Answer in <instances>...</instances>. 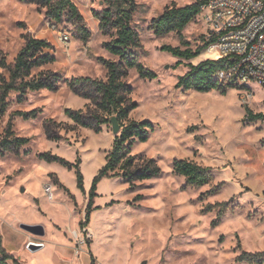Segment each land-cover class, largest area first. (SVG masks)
Here are the masks:
<instances>
[{
  "label": "rangeland",
  "instance_id": "rangeland-1",
  "mask_svg": "<svg viewBox=\"0 0 264 264\" xmlns=\"http://www.w3.org/2000/svg\"><path fill=\"white\" fill-rule=\"evenodd\" d=\"M73 1L80 18L66 11L58 22L46 16L45 6L0 0V52L7 62L14 63L28 36H38L51 43L43 52L56 60L34 68L30 77L41 71L62 76L57 91L27 92L22 103L17 101L19 93L12 91L7 113L0 119L1 141L12 112L43 109L35 119L12 118L15 134L29 141L18 152L6 151L0 156V234L5 249L23 264H49L44 255L50 257L53 248L49 245L31 251L24 247L22 235L42 236L49 242L70 235V227L79 224L84 194L89 200L94 179L115 138L112 123L96 132L76 125L64 109L86 110V105L95 109L89 99L71 91L65 79L91 76L106 80L107 69L99 57L119 62V57L105 48L117 29L111 23L103 28L99 16L108 7L116 12L117 1ZM197 1L133 0L131 25L141 45L131 50L158 76L141 78L132 68L124 77L133 88L131 98L138 103L129 120H149L154 126L145 142L134 143L131 154L139 163L154 159L161 173L134 184L122 176H105L96 183L92 197L96 264H248L237 262L236 255L264 252V87L250 82L254 97L243 104L240 93L245 90L236 86H218L206 92L176 86L188 63L211 59L212 53L207 55L206 48L192 60L180 59L161 49L163 45L185 48L178 33L158 36L150 28L167 6ZM128 4L121 5L131 7ZM203 29L198 15L184 28V39L192 48L203 43ZM84 30L90 32L86 41L82 39ZM63 35L68 40L62 41ZM180 60L183 62L178 65ZM1 73L8 80V70L0 67ZM46 118L59 123L60 139L47 138ZM43 152L61 156L70 164L42 159ZM175 159H191L207 167L212 181L186 186V178L173 172ZM77 170L83 187L78 185ZM46 183L52 184L54 200L44 191ZM212 187H218V192L201 198ZM219 202L228 205L220 215L219 207L203 212L208 203ZM23 218L46 226L44 234L19 229ZM216 219L219 222L213 225ZM238 240L241 248H237ZM81 264L90 261L82 257Z\"/></svg>",
  "mask_w": 264,
  "mask_h": 264
},
{
  "label": "trees",
  "instance_id": "trees-1",
  "mask_svg": "<svg viewBox=\"0 0 264 264\" xmlns=\"http://www.w3.org/2000/svg\"><path fill=\"white\" fill-rule=\"evenodd\" d=\"M26 3H35L39 7L48 8L46 16L58 22L62 21L64 12L69 11L72 15L80 18V12L73 0H21ZM117 11L114 12L110 7L105 8L100 15V22L103 28L111 23L117 29L116 36L105 43V48L112 54L119 57V62L99 57V62L107 69V79L94 78L91 76H73L65 79L67 87L75 94L89 99L95 106L91 109L86 105L83 108L72 109L65 108V113L75 122L76 125L92 128L96 132L103 129V125L111 123L113 116H117L121 124V132L115 136L111 151L106 156V162L94 179L92 192L86 208L85 220L80 222L81 226L88 225L90 222V213L93 210L92 197L96 187V183L105 176H122L132 184L135 180H145L161 173L160 167L154 159H148L143 163L137 161V157L131 154V147L136 141L145 142L149 133L154 126L149 120H129L131 112L138 107V103L133 101L131 93L132 86L124 80L129 69H136L141 78L153 79L158 74L146 68L140 62L138 56L131 50L134 46H140L138 32L132 27L131 20L135 10L133 0H116ZM206 0H198L195 3L186 6L170 5L157 17L152 20L150 28L154 30L158 36L169 32H177L182 46L163 45L162 50L171 53L183 60H192L199 56L204 49L210 46V42L203 41L195 49L190 43L185 41L183 30L195 19L200 12L201 5ZM123 2L129 3L131 7L121 5ZM90 32L84 30L82 39L87 40ZM204 40V39H203ZM52 45L46 39H40L28 36L24 47L20 50L13 64L7 62L6 56L0 52V67L7 69L9 72L8 80L0 74V119L5 116L9 107L8 97L12 91L18 92L17 101L22 103L26 101L27 92H37L42 89L57 91L62 76L57 72L41 71L38 75L30 77L32 70L43 64L52 63L56 60L54 55L44 53V49L51 48ZM180 65L183 61H178ZM221 59H205L197 64L188 63V70L180 76L176 86L186 89H195L199 92H206L213 88H217L219 83L214 79L215 72L220 68ZM43 109L37 107L31 110H16L11 113L10 120L7 124V134L0 141V156L6 151L15 150L29 141V138L17 136L13 131L12 118L19 116L24 120L35 119ZM255 115H261L257 113ZM251 117V114H250ZM125 120H129L125 123ZM44 131L49 139L58 140L60 136L59 123L54 118H46L44 120ZM40 158L47 161H60L65 165H69V161L61 156L43 152ZM173 172L186 178V186H204L209 184L213 177L207 167L202 166L191 159H175L173 161ZM78 185L83 187V177L79 170ZM218 192V187L202 193V197L211 196ZM227 203H208L203 212L219 209V215L226 209ZM218 219L213 220L212 224L217 225ZM237 248H241V242L238 240ZM23 264L19 257L9 253L2 243L0 234V264ZM237 262H247L248 264H264V252H248L242 251L236 256ZM93 264L95 259L93 257Z\"/></svg>",
  "mask_w": 264,
  "mask_h": 264
},
{
  "label": "built area",
  "instance_id": "built-area-1",
  "mask_svg": "<svg viewBox=\"0 0 264 264\" xmlns=\"http://www.w3.org/2000/svg\"><path fill=\"white\" fill-rule=\"evenodd\" d=\"M198 16L203 39L211 43L207 49L214 50L209 57L222 60L214 79L220 86L244 89L240 99L249 104L254 97L249 83L264 87V0H206ZM61 40L68 38L63 35ZM44 191L54 200L52 184L46 183ZM91 237L87 225L72 232L77 255Z\"/></svg>",
  "mask_w": 264,
  "mask_h": 264
},
{
  "label": "crops",
  "instance_id": "crops-1",
  "mask_svg": "<svg viewBox=\"0 0 264 264\" xmlns=\"http://www.w3.org/2000/svg\"><path fill=\"white\" fill-rule=\"evenodd\" d=\"M30 27L32 29V26H30ZM36 38H40V37L37 36ZM40 39H43V38H40ZM84 198L85 199H84L83 203L79 206V209H80V217L78 218L79 224L77 223V225L75 227H72V226L70 227V229H71L70 235H67L68 233H65L66 235L62 236L60 239L50 240L49 242L46 240H43L42 236H38L37 239H34L32 237L34 234H31V235L29 234V236L22 235L23 241H24L23 242L24 247L28 248L30 241H36L38 243H42L45 248L50 245V248H53V252H51L50 257H48L47 255H44V260H48L49 264H81L82 257L83 258L87 257L88 260L90 261V264H93V257H94L95 263H97L98 262V260H97L98 256L94 255V253H93L94 235L97 231L96 227L94 225V219H93L95 211H92L90 213V222L87 225L88 229L90 230V232L92 234L91 240H90L89 244L87 243L84 246V251L82 253H80L79 255L76 254L75 242L72 238V232L74 230H78L81 227L80 222L85 220L86 208H87L89 200L87 198V195H85V194H84ZM22 223L31 224V225L40 224L39 222L33 221L31 219L23 218L18 223L19 226H17V227L19 229H22L20 227V225ZM22 230H24V229H22ZM45 230H46V226H44V231ZM24 231H26V230H24ZM248 252H250V251H248ZM235 260H236V257H235Z\"/></svg>",
  "mask_w": 264,
  "mask_h": 264
},
{
  "label": "water",
  "instance_id": "water-1",
  "mask_svg": "<svg viewBox=\"0 0 264 264\" xmlns=\"http://www.w3.org/2000/svg\"><path fill=\"white\" fill-rule=\"evenodd\" d=\"M111 123H112L113 133L116 136L121 132V129H122L121 124H120L117 116L112 117ZM22 190H24V188ZM20 227L26 231H29L30 233L44 234V227L42 225H39V224L38 225H31V224L22 223L20 225ZM42 247H44V245L42 243L37 244L34 242H30L28 245V249L31 251H35V250L42 248Z\"/></svg>",
  "mask_w": 264,
  "mask_h": 264
},
{
  "label": "bare ground",
  "instance_id": "bare-ground-1",
  "mask_svg": "<svg viewBox=\"0 0 264 264\" xmlns=\"http://www.w3.org/2000/svg\"><path fill=\"white\" fill-rule=\"evenodd\" d=\"M213 51H214L213 48L207 49V50H206V54L209 55V54L212 53Z\"/></svg>",
  "mask_w": 264,
  "mask_h": 264
}]
</instances>
